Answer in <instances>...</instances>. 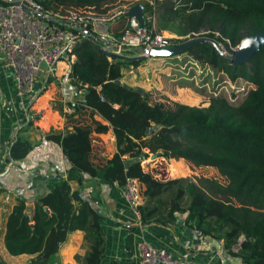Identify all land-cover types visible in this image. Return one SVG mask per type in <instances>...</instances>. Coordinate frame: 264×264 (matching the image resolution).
Wrapping results in <instances>:
<instances>
[{"label":"trees","instance_id":"1","mask_svg":"<svg viewBox=\"0 0 264 264\" xmlns=\"http://www.w3.org/2000/svg\"><path fill=\"white\" fill-rule=\"evenodd\" d=\"M40 1L46 14H63L69 7L92 12V8L114 1L120 2L116 7L125 5L126 9L142 3L144 14L155 13L158 30L177 36L172 45L206 38L183 52L195 53L231 81L242 77L253 86L239 99L236 94L233 98L213 91L206 105L151 101L142 87L133 88L121 80L123 67H136L146 57H127L135 54V46L108 55L102 48L105 40L86 23L84 27L93 35L85 34L77 42L75 59L67 58L66 73L70 82L83 89V97L66 101L74 108L68 115L62 102L54 104L65 116L64 128L41 130L43 139L61 146L70 163L68 170L77 176L61 178L34 197L31 205L22 196L16 198L1 231L6 251L30 254L25 264H58L60 245L70 231L81 229L85 251L75 253V260L101 264L105 255L101 215L81 191L84 175L93 178L102 171L105 180L120 185L127 176L139 179L142 199L137 211L142 224L169 225L183 213L187 226L201 236L222 239L227 252L238 256L241 264H264V45L248 61L236 64L219 46L222 43L233 52L243 37L264 31V0ZM45 20L78 31L75 26ZM110 128L115 150L106 156L94 144L93 132ZM33 147L17 133L9 144L8 157L21 159ZM151 153L156 154L150 160L154 164L144 169L142 160ZM125 155L131 160L127 162ZM186 163L212 167L223 181L186 175ZM160 164L164 166L154 171ZM71 178H76L77 188L71 187ZM228 196L239 198L240 203L226 199ZM0 264L8 263L0 257ZM106 264L120 263L112 260Z\"/></svg>","mask_w":264,"mask_h":264},{"label":"crops","instance_id":"2","mask_svg":"<svg viewBox=\"0 0 264 264\" xmlns=\"http://www.w3.org/2000/svg\"><path fill=\"white\" fill-rule=\"evenodd\" d=\"M120 17L105 24V27L111 28L119 21L127 23V16ZM94 28L105 34L100 25ZM108 36L114 37L110 33ZM110 45L112 49L115 47L114 42H110ZM74 59L75 56L71 61ZM68 69V60L61 59L53 74L42 72L37 77L35 87L20 94L15 89L12 71L3 64L0 54V252L6 253L1 231L5 214L16 198L22 196L31 205L34 197L51 189L61 178L77 176L75 171L68 170L70 163L61 146L41 136V130H48L52 126L65 127V116L54 104L60 101L65 105L67 100L83 97V89H78L66 76ZM139 69L138 66H131L130 69L123 67L121 80L132 86L141 85L145 78L138 80ZM126 78L133 82H128ZM17 133L28 138L34 147L23 158L12 160L8 157V147ZM93 142L102 147L100 153L106 156H111L115 150V137L111 128L105 132H93ZM125 156L127 162L131 160ZM141 164L144 169H148L154 162L146 158ZM84 176L81 193L101 215L105 235V255L101 264L112 260L120 264H140L141 240L201 264H241L238 256L227 252L222 239L201 236L197 230L187 226L183 221L185 214L180 213L176 221L169 225L142 224L137 210L130 206L124 196L123 185L105 180L102 171L93 178ZM69 182L72 188L79 186L76 178H71ZM84 251V231L74 229L68 233L56 253L58 264H78L74 255ZM23 254L27 253L17 255Z\"/></svg>","mask_w":264,"mask_h":264},{"label":"built area","instance_id":"3","mask_svg":"<svg viewBox=\"0 0 264 264\" xmlns=\"http://www.w3.org/2000/svg\"><path fill=\"white\" fill-rule=\"evenodd\" d=\"M23 3L35 10L44 11L40 0H20V2L0 0V54L3 64L11 69L15 89L20 94L32 90L37 77L42 72L53 74L61 59L72 60L75 56L74 47L85 35L79 30L48 24L44 18L26 9ZM126 10V6L121 5L103 14L75 9L63 14H53L74 24L84 26L86 23H91L95 26L96 23L109 24L121 15H125ZM144 17V23L134 17H128L118 38H109L108 34H100L105 40L102 48L120 53L123 48L130 46L172 45L173 38L177 36L169 31L157 29L155 13L144 14ZM110 42L115 43L113 49ZM63 110L67 115L74 112V108L68 104L64 105ZM123 187L126 200L137 210L142 199L139 179L136 176H127ZM139 258L140 264H201L195 260L178 257L172 251L154 246L146 240H141L139 243Z\"/></svg>","mask_w":264,"mask_h":264},{"label":"rangeland","instance_id":"4","mask_svg":"<svg viewBox=\"0 0 264 264\" xmlns=\"http://www.w3.org/2000/svg\"><path fill=\"white\" fill-rule=\"evenodd\" d=\"M118 3L120 2L114 1L101 5L98 8H92L91 10L98 14H103L111 9H114ZM68 9L73 8L69 7ZM96 25H100V28H102L105 34L110 33L115 35L121 34L126 22L119 21L111 28H106L103 23H96ZM219 46L223 51L230 52L222 45V43H220ZM236 46L233 47V50ZM126 67H129L130 69L131 66ZM138 67H140L137 71L138 80L142 81L143 78H145V80L142 82L144 86L142 84L135 85L146 90L151 101L170 99L187 102L189 104L206 105L208 104L209 96L213 91L223 92L226 96H231L233 98L234 94H236L239 99L248 88L253 86L251 82H248L242 77H238L235 81H231L225 73L217 70L201 58H198L195 53L190 52H181L167 57L147 56L138 65ZM147 68L148 70H146ZM128 82L131 83L133 81L128 79ZM147 159L151 160L152 158L148 156ZM161 165L164 166L163 164H160V166H154L153 170H157V168L161 167ZM186 165L189 167V169L187 168L185 171L186 175L192 177L205 175L216 177L223 181V178L212 167L193 166L187 163ZM168 166L170 168V165H167V167ZM162 175H164V173H162ZM226 199L236 204L240 203V199L235 196H228ZM0 257L8 264H25L31 256L27 254L13 255L6 251V253L0 252Z\"/></svg>","mask_w":264,"mask_h":264},{"label":"water","instance_id":"5","mask_svg":"<svg viewBox=\"0 0 264 264\" xmlns=\"http://www.w3.org/2000/svg\"><path fill=\"white\" fill-rule=\"evenodd\" d=\"M3 1H8V2H20V0H3ZM23 6L31 11L32 13L45 18L47 20H50L52 22H57L60 24H69L72 26H75L79 31L83 32L84 34L88 35H93L87 28L84 26L74 24L64 18H61L59 16H56L51 13H44L42 11L35 10L25 3H23ZM125 16L128 17H134L137 20H139L141 23L145 22V17H144V12H143V5L142 3H135L132 4L127 8L125 11ZM206 38H199V37H194L190 38L182 43L170 45V46H164V47H146V46H135L134 52L135 54L127 56V57H136V58H143V57H155V56H162V57H167L170 55L174 54H179L186 49L190 48L192 45L199 43V42H204L206 41ZM262 45H264V31H259L253 34H248L245 37L241 39V41L238 43L236 48L233 50L232 53L226 52L225 55L231 59V62L233 64L236 63H242L248 61V59L252 56V54L257 51ZM106 53L108 55H111L112 52L111 50H106ZM115 56V55H114ZM133 88H136V86H133ZM143 90V88H141ZM155 153H151L150 157L153 158L155 157Z\"/></svg>","mask_w":264,"mask_h":264}]
</instances>
